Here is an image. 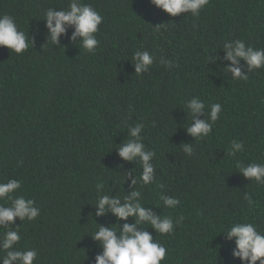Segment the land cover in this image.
Segmentation results:
<instances>
[{
	"label": "trees",
	"instance_id": "1",
	"mask_svg": "<svg viewBox=\"0 0 264 264\" xmlns=\"http://www.w3.org/2000/svg\"><path fill=\"white\" fill-rule=\"evenodd\" d=\"M81 2L103 17L91 53L66 37L42 48L46 11L66 9L69 0H0V15L35 36L20 55L0 48V183L19 180L15 195L40 209L35 221L16 219L18 247L37 251L34 264H94L102 249L88 235L96 223L118 228L111 215L95 217L96 185L121 199L133 190L125 173L138 177L142 169L115 148L130 139V126L142 124L143 142L156 153L154 182L136 185L142 203L174 222L183 217L169 235L143 225L167 250L162 264H241L223 234L237 222L264 233V184L247 180L237 166L264 163V67L233 79L221 70L227 62L207 65V57H222L223 44L236 39L264 49V0H209L195 17H170L150 0ZM137 51L155 57L139 75L131 64ZM193 97L205 103V118L211 104L222 105L212 132L198 140L185 129ZM233 140L243 151L229 156ZM182 142H192L194 155L182 151ZM162 193L180 205L166 208Z\"/></svg>",
	"mask_w": 264,
	"mask_h": 264
},
{
	"label": "clouds",
	"instance_id": "2",
	"mask_svg": "<svg viewBox=\"0 0 264 264\" xmlns=\"http://www.w3.org/2000/svg\"><path fill=\"white\" fill-rule=\"evenodd\" d=\"M150 3L157 9L162 10L170 17H177L181 14L190 13L198 16L209 0H150ZM45 26L47 29L45 44L60 45L61 37H66L70 43H79L82 48L91 53L97 48L99 41L96 34L103 21L102 15L90 4L82 3L81 0H69L66 9L49 8L45 13ZM156 28H159L157 26ZM71 29V35L68 31ZM39 29H36V34ZM29 41L34 46L35 36L19 30L15 19L10 15H0V48H6L10 53L20 55L29 48ZM224 55L207 57V65L210 63L219 67L217 61L227 62L222 69L226 70L233 79L248 78L247 73L264 67V49H254L247 46L242 39L225 42L220 49ZM217 52V51H216ZM212 52V53H216ZM155 57L148 51H137L133 55L135 74H143L153 65ZM243 61V64L241 63ZM161 63L171 67L168 60L161 59ZM246 69V71H245ZM186 107L191 114V124L186 129L192 140L207 137L213 128V124L220 118L222 105L214 103L205 118V103L199 97L191 98ZM187 113V114H188ZM203 116V119L200 117ZM144 126L136 124L128 128L130 139L115 148L118 157L125 162L139 164L142 171L137 177L133 170L125 173V181L130 180V187L133 189L123 199L118 196L103 194L105 185L98 183L96 191L99 194L96 206H94L95 217H115L118 225H98L97 230L90 238L95 241L102 251L94 258V264H162L165 260L167 250L159 242L153 239L152 234L147 231L150 228L161 235H169L174 232L175 226L183 217L175 221L171 216H162L153 211L151 207H145L142 203L141 191L136 188L150 185L155 179L156 156L155 151L147 149L141 133ZM182 151L187 156H192L195 149L191 143H181ZM243 151V144L237 140L231 142L227 152L229 156H235ZM239 174L249 181L257 184H264V163H250L243 166L238 163ZM123 165H118L122 168ZM21 182L17 179H9L6 183H0V251L4 255L0 257V264H34L38 259L35 249L21 250L18 245L21 234L17 228H13L16 219L32 222L40 215V209L36 206L34 199H26L22 195H15L21 189ZM245 200L252 204V198L245 193ZM160 199L168 209H175L180 205V200L161 194ZM134 222H128L129 220ZM124 222V223H120ZM228 242L234 247L231 251L233 259H239L241 264H264V233L257 230L256 226L248 222H237L223 234ZM218 247H222L218 246Z\"/></svg>",
	"mask_w": 264,
	"mask_h": 264
}]
</instances>
